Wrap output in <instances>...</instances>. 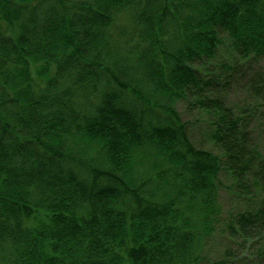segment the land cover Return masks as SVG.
Listing matches in <instances>:
<instances>
[{
    "label": "trees",
    "instance_id": "1",
    "mask_svg": "<svg viewBox=\"0 0 264 264\" xmlns=\"http://www.w3.org/2000/svg\"><path fill=\"white\" fill-rule=\"evenodd\" d=\"M0 264H264V0H0Z\"/></svg>",
    "mask_w": 264,
    "mask_h": 264
},
{
    "label": "rangeland",
    "instance_id": "2",
    "mask_svg": "<svg viewBox=\"0 0 264 264\" xmlns=\"http://www.w3.org/2000/svg\"><path fill=\"white\" fill-rule=\"evenodd\" d=\"M234 54L232 53L231 47L229 45V43L224 40V45L220 48V50L218 51V55L216 56V59L211 63L213 66L215 64H218L219 62H222L223 60H229V58L233 57ZM206 68H207V63L205 64ZM178 111L180 112V114L182 115L183 119H190V118H195L196 115L189 113L188 111H186L185 109V105H179L178 106ZM193 142L199 147H203L205 149H209V147L207 146V136L205 133V130L203 128H196L193 131ZM221 202L225 203V206L228 207V201H226V197L221 195Z\"/></svg>",
    "mask_w": 264,
    "mask_h": 264
}]
</instances>
